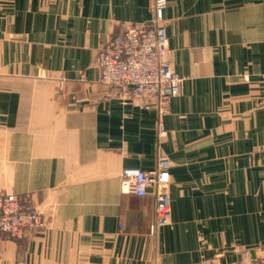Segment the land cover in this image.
Here are the masks:
<instances>
[{"label":"crops","instance_id":"obj_1","mask_svg":"<svg viewBox=\"0 0 264 264\" xmlns=\"http://www.w3.org/2000/svg\"><path fill=\"white\" fill-rule=\"evenodd\" d=\"M166 1L183 83L160 119L95 64L111 36L151 23L153 0H0V190L46 221L0 234V264L264 259V0ZM159 157L171 216L151 235L152 194H122L120 174Z\"/></svg>","mask_w":264,"mask_h":264},{"label":"built area","instance_id":"obj_2","mask_svg":"<svg viewBox=\"0 0 264 264\" xmlns=\"http://www.w3.org/2000/svg\"><path fill=\"white\" fill-rule=\"evenodd\" d=\"M166 8V0H153L151 23L111 36L95 58L100 85L118 90L124 104L140 108L154 106L160 119L167 113L172 99L181 94L183 83L170 62L164 23ZM63 80L61 78V87ZM158 136H165L161 121ZM169 167L168 161L159 157L153 171L124 169L120 174L122 194L138 198L152 194L155 218L150 228L151 235L170 224ZM45 229L46 221L39 211L25 208L15 195L0 190V234L19 240L27 232ZM243 259L250 262L247 252ZM260 264H264V259Z\"/></svg>","mask_w":264,"mask_h":264}]
</instances>
